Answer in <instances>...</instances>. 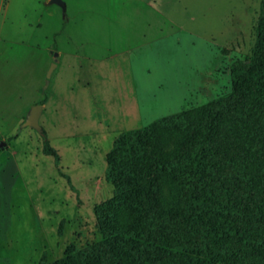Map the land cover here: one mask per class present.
<instances>
[{
  "label": "rangeland",
  "instance_id": "obj_1",
  "mask_svg": "<svg viewBox=\"0 0 264 264\" xmlns=\"http://www.w3.org/2000/svg\"><path fill=\"white\" fill-rule=\"evenodd\" d=\"M262 3L0 0V264L55 263L100 243L114 141L230 94Z\"/></svg>",
  "mask_w": 264,
  "mask_h": 264
},
{
  "label": "trees",
  "instance_id": "obj_2",
  "mask_svg": "<svg viewBox=\"0 0 264 264\" xmlns=\"http://www.w3.org/2000/svg\"><path fill=\"white\" fill-rule=\"evenodd\" d=\"M230 71V94L114 141L103 240L40 264H264V0L254 53Z\"/></svg>",
  "mask_w": 264,
  "mask_h": 264
},
{
  "label": "water",
  "instance_id": "obj_3",
  "mask_svg": "<svg viewBox=\"0 0 264 264\" xmlns=\"http://www.w3.org/2000/svg\"><path fill=\"white\" fill-rule=\"evenodd\" d=\"M52 2H60V0H52ZM42 107L36 106L33 108L32 114L29 117V120L27 121L26 125H37V120L41 114ZM6 146V143H0V149L2 147Z\"/></svg>",
  "mask_w": 264,
  "mask_h": 264
},
{
  "label": "crops",
  "instance_id": "obj_4",
  "mask_svg": "<svg viewBox=\"0 0 264 264\" xmlns=\"http://www.w3.org/2000/svg\"><path fill=\"white\" fill-rule=\"evenodd\" d=\"M159 43V42H158ZM138 52V51H137ZM137 52H135V53H131V61H132V63L134 64V62L136 61V59H137V55H136V53ZM230 77H231V71H230Z\"/></svg>",
  "mask_w": 264,
  "mask_h": 264
}]
</instances>
